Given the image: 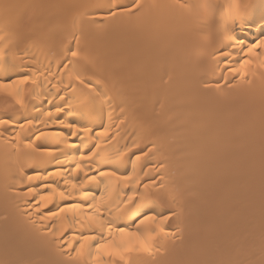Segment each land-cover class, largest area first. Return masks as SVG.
I'll use <instances>...</instances> for the list:
<instances>
[{"label":"bare ground","instance_id":"6f19581e","mask_svg":"<svg viewBox=\"0 0 264 264\" xmlns=\"http://www.w3.org/2000/svg\"><path fill=\"white\" fill-rule=\"evenodd\" d=\"M135 3L0 0V81L28 78L0 93V264H91L66 247L88 233L91 209L67 206L101 194L117 223L169 216L141 225L153 255L132 264H264V0L230 41L210 24L207 49L189 0ZM78 164L95 177L83 187Z\"/></svg>","mask_w":264,"mask_h":264},{"label":"snow or ice","instance_id":"6c2138e0","mask_svg":"<svg viewBox=\"0 0 264 264\" xmlns=\"http://www.w3.org/2000/svg\"><path fill=\"white\" fill-rule=\"evenodd\" d=\"M183 7L184 5H180ZM134 7L139 10L142 8V0H136ZM114 14V13H113ZM135 15L136 13H132ZM256 48L264 47V40H261L259 43L255 45ZM71 55L73 57L78 56V52L71 51ZM254 52L253 47H249L247 50V55H252ZM227 55V53H225ZM249 61L245 60L241 64V68L245 67ZM262 66H264V62H262ZM241 76L245 75V73L241 72ZM79 79V77H77ZM28 82L27 77L19 78L18 80H6L0 81V93L7 92L9 95H15L14 93V86L16 84H26ZM86 87L89 88L90 91H95L99 95H103L101 89L96 85L90 84L87 80L83 81ZM71 87V85H69ZM61 100H64L65 103H68L67 98L64 96L59 97ZM19 99L17 98V103H19ZM55 111L57 113L64 111L63 105H57ZM51 115V111L48 113ZM6 121L0 120V124L5 123ZM29 124H32L33 121H28ZM68 127H83L80 125L74 124V122L69 121L67 124ZM107 129L103 132L97 133V135H106ZM70 147H75V142H72ZM98 147V145H97ZM151 151V148L148 149ZM146 154V153H144ZM95 155L94 151L89 150L88 153H81V160H90L92 156ZM137 160L140 159L139 156L136 157ZM163 165H158V167H162ZM135 165H133V172H135ZM76 169L78 171L84 172L83 180L80 184V187L89 181L95 179L94 176L90 175L91 168L87 170L82 169L81 165H77ZM143 171V169H141ZM23 174V172H22ZM100 177H115L118 180L129 181L132 180V175L129 174H121L115 170H100L98 172ZM152 183H155L153 180ZM147 187V184L143 185ZM44 187H50V185H44ZM160 187V185H157ZM29 191H32L29 189ZM135 195H141L139 190L134 193L132 196H129L128 200L132 201ZM82 196L84 199H88L89 193L83 192ZM175 197L173 196V199ZM45 201L50 199V196L45 195L42 197ZM95 200V204H74L69 205L67 207L72 208H83V209H91V211H87L83 215H86V220L88 224V233L84 234L81 233L79 235V243L76 245L67 244L66 247L72 248L77 256L81 257L82 259H88L91 261V264H116L117 261H121L122 264H132V255L137 253H143L145 255L151 256L153 255L154 245L153 241L155 239L154 236L146 237L143 233L139 231L141 225L145 224L148 221H155L159 219L162 223L169 219L168 215L157 217L155 214H141V218L137 221H129L128 223H117V220L120 219L119 217H106L104 215V209L102 205L105 203L106 197L105 195L101 194L98 199L93 198ZM122 204H127L128 201H121ZM38 206H46V205H39ZM64 208L61 207L57 212H51L49 215L50 217H55L63 212ZM59 241H57L58 243ZM61 252L64 251V248L60 249ZM128 257V260H125V257Z\"/></svg>","mask_w":264,"mask_h":264},{"label":"clouds","instance_id":"9594fccd","mask_svg":"<svg viewBox=\"0 0 264 264\" xmlns=\"http://www.w3.org/2000/svg\"><path fill=\"white\" fill-rule=\"evenodd\" d=\"M256 0H189L182 8L188 17L195 43L201 49L211 46L210 24L215 23L226 41L233 39L234 28L243 19ZM222 11L217 14V8Z\"/></svg>","mask_w":264,"mask_h":264}]
</instances>
